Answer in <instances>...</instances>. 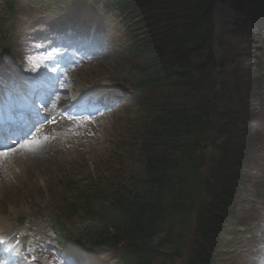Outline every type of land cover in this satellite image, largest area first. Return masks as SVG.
<instances>
[{"label":"trees","instance_id":"1","mask_svg":"<svg viewBox=\"0 0 264 264\" xmlns=\"http://www.w3.org/2000/svg\"><path fill=\"white\" fill-rule=\"evenodd\" d=\"M218 2L114 3L130 22L134 66L151 94L141 111L148 126L138 142L137 185L104 193L113 229L98 224L94 244L124 250L131 264H219L224 253L215 248L235 218L229 206L244 181L247 150L239 127L242 80L214 50ZM81 199L68 202L65 215L91 209L104 216L92 196Z\"/></svg>","mask_w":264,"mask_h":264},{"label":"rangeland","instance_id":"2","mask_svg":"<svg viewBox=\"0 0 264 264\" xmlns=\"http://www.w3.org/2000/svg\"><path fill=\"white\" fill-rule=\"evenodd\" d=\"M259 1L258 4V0H224L219 2L215 9V53L217 56L225 55L228 61L227 69L230 72L238 73L240 80H242L241 89L245 91L250 90L254 78H260V76L261 88L264 90V17L260 13L264 5L261 0ZM240 9L249 13L246 23ZM97 14L96 21L99 23L101 18V30L107 37L101 50L105 52L101 53L102 55L98 54L101 56L94 60L88 61L91 57L82 59V64L71 73V76L73 75L72 84H74L73 87H98L107 92L118 86L117 82H121L123 77L117 75L124 70V65L114 55L115 51L113 50L116 49L117 37L109 29L112 26L107 25L106 22L102 26L101 12ZM33 23L30 21L29 26L31 28L43 29L45 33L47 32V26L40 28ZM69 23L70 25L73 24ZM56 25L62 26V23L56 21ZM37 31L39 35H43L42 30ZM34 37L36 38V35ZM71 39L72 37L66 40L62 39V43H69ZM50 43L52 44L51 40ZM38 47L36 43L25 39V36L18 38V35L9 34L5 44H0V60L6 66L7 63L3 59L2 53L6 52L9 56L10 54L17 55L23 49L26 53L29 52L24 62L26 72L42 70L44 68L42 54L45 50L41 46ZM0 71L2 73L0 82H4L5 79L14 81L1 69ZM91 79H96L93 82L98 84H93ZM78 84H83V86H78ZM234 101L239 102L240 100L236 98ZM250 107L253 110L252 113L256 110L260 113L256 117L250 114L248 104V115L246 117L242 115L239 123V127L243 130L240 135H242V142L247 144L256 139L255 137L249 139L251 131L259 130L256 141H260L259 162L262 164L257 167L253 162L254 159L250 160L251 163H246L242 172L254 177L260 176L262 185H260V190L254 186L255 180L246 185L234 201L233 210L238 216L249 222L255 218L256 214L257 216L261 215V218L253 222L254 231L246 233V239L242 243H237L238 251L235 249L232 251V258L240 254L239 260L233 264H264L262 261L264 248H257L258 243L264 244V168H262L264 167V106L259 109L258 100L253 98L250 101ZM120 111L118 110L116 113L111 111L106 115L94 116L92 120H89L93 124L90 126L91 133L89 134L86 132L89 122L73 125L74 135L79 136L70 141L72 135L69 132L67 139L70 142L62 140L55 147L50 148L49 155L44 159L42 158L41 163H36L31 158L24 156L26 160L22 161L23 167L10 168L11 174L14 173L17 185L13 184V186L10 181L7 184L1 182L3 190L1 191L2 194L0 192V213L2 215L10 213L8 217L14 218L12 211L15 212L16 216L20 214V216L30 217L36 216L37 211L47 212L49 204L57 198V194L64 188L67 179L76 175L75 168L80 162H84L86 167L96 174H103V168L110 167L111 164H118L120 157L114 151L117 135L115 133L113 135L116 126L113 119L116 114H120ZM246 131L250 135L246 136ZM52 137H54L53 133ZM257 157L255 156V158ZM78 171L82 172L80 169ZM83 176V173L78 175L79 178ZM256 192L260 193L258 197ZM254 204L257 210L250 209ZM93 253L98 254L103 264H113L117 258L116 254L109 249L98 250ZM53 264L57 263L53 260Z\"/></svg>","mask_w":264,"mask_h":264},{"label":"snow or ice","instance_id":"3","mask_svg":"<svg viewBox=\"0 0 264 264\" xmlns=\"http://www.w3.org/2000/svg\"><path fill=\"white\" fill-rule=\"evenodd\" d=\"M52 123H56L55 119L52 120ZM47 139V137H45ZM39 143L38 140L33 141H25L23 144L17 145L18 148H26L32 144ZM17 147H6V150L0 151V158L6 157L9 155L10 152H15ZM64 264H78L77 260L70 254H64ZM83 264H87V262H83Z\"/></svg>","mask_w":264,"mask_h":264},{"label":"bare ground","instance_id":"4","mask_svg":"<svg viewBox=\"0 0 264 264\" xmlns=\"http://www.w3.org/2000/svg\"><path fill=\"white\" fill-rule=\"evenodd\" d=\"M28 149L29 150H27V157L34 159L36 163H41L40 160H42V158L44 159L47 155V149L44 146H41V144L28 147Z\"/></svg>","mask_w":264,"mask_h":264}]
</instances>
